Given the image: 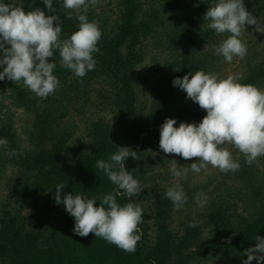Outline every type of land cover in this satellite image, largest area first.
Instances as JSON below:
<instances>
[{"label": "trees", "instance_id": "obj_1", "mask_svg": "<svg viewBox=\"0 0 264 264\" xmlns=\"http://www.w3.org/2000/svg\"><path fill=\"white\" fill-rule=\"evenodd\" d=\"M215 2L121 0L116 19L100 12L97 4L87 13L89 21H98L102 33L97 44L100 51L93 53L94 70L77 77L60 66L59 51L54 50L48 59L56 63L53 74L60 83L46 99L37 97L22 81L0 80V139L7 141L0 149L9 152L5 163L14 170L6 175L5 192L0 195V264H243L244 250L255 246L256 236L264 237V156L248 165L244 155L234 151L241 165L238 171L219 170L220 179L209 175L194 186L185 181L182 188L188 200L179 209L165 197L167 189L145 181L153 142L160 138L165 118H175L178 127L181 121L198 124L207 114L185 91L173 86V79L196 70L223 77L224 58L214 49L224 37L203 21ZM250 3L247 10L263 25L264 0ZM52 4L60 17V38H68L78 30L79 21L75 13L67 18L63 0H52ZM17 6L26 11L39 7L53 14L44 9L43 0H26ZM253 26H246L242 36L247 55L241 59L240 82L264 90V43L251 40L247 30ZM150 44L161 52L153 55L155 60L166 55L167 67L157 62L161 75L148 105L141 96L146 82L141 68L152 50ZM16 108L32 117L25 139L15 126ZM81 122L83 133L79 132ZM123 146L138 152L139 159H125V168L143 188L135 196L143 201L134 202L142 207L143 218L137 233L141 239L133 253L93 233L75 235L74 217L54 198L60 183L66 185L62 197L65 193L102 197L111 192L116 186L96 164ZM197 193L207 196L203 208L196 202ZM147 199H152L151 206L143 203ZM127 202L123 192L117 196L121 206ZM188 205L197 207L193 212L186 210L187 218L174 227L177 213ZM194 220L203 223L190 228Z\"/></svg>", "mask_w": 264, "mask_h": 264}, {"label": "clouds", "instance_id": "obj_2", "mask_svg": "<svg viewBox=\"0 0 264 264\" xmlns=\"http://www.w3.org/2000/svg\"><path fill=\"white\" fill-rule=\"evenodd\" d=\"M99 0H63V9L67 18L75 13L79 21L78 30L68 38L61 39L59 14L53 8L52 0H43L44 9L36 7L26 11L23 6L5 3L0 0V80L19 83L41 99L54 94L60 83L53 74L56 63L49 62L54 50L59 51L60 66L71 70L77 77H84L94 70L96 61L93 53L99 52L97 44L101 30L96 20L89 21L87 13ZM207 28L214 30L217 36H223L215 54L223 56L228 63L234 57L243 59L247 55V46L242 42L246 26H255V31L264 34V25L247 10L244 0H216L203 14ZM227 34V35H225ZM242 75L228 74L220 77L215 72L196 70L183 77H175L173 86L186 92L187 98L206 110V115L198 124L181 121L175 126V118H165L160 128L159 148L165 154H175L184 160L196 159L187 166H180L176 159L169 160V169L175 178H187L189 171L199 173L207 170L208 165L221 172H235L241 167L232 152L225 145L234 146L245 157V163L251 165L258 157L264 156V90L253 84H243ZM0 139V145L6 144ZM131 156L139 159L138 152L130 147H118L108 160H99L98 169L116 187L102 197L88 198L83 193L73 195L55 187V202L63 204L65 211L74 217L73 232L87 237L93 233L109 244H114L127 253L136 250L141 235L138 225L142 222L143 209L132 198L139 195L142 185L126 170L125 159ZM197 161H199L197 163ZM129 202L121 206L117 196L121 193ZM176 209L187 203L188 196L179 185L169 187L164 193ZM99 200V206L96 201ZM196 202L200 208L207 203V196L197 193ZM203 221L189 223L190 228L198 227ZM256 244L244 250L247 259L243 264H264V237L256 236Z\"/></svg>", "mask_w": 264, "mask_h": 264}, {"label": "rangeland", "instance_id": "obj_3", "mask_svg": "<svg viewBox=\"0 0 264 264\" xmlns=\"http://www.w3.org/2000/svg\"><path fill=\"white\" fill-rule=\"evenodd\" d=\"M9 1L15 5H21L23 4L26 0H4ZM245 7L249 9L250 7V0H244ZM121 0H99L98 6H99V11H107L110 14V19L114 18L116 19L120 11L122 10L121 7ZM147 9L150 8V5H146ZM258 20V19H257ZM263 20V25H264V19ZM261 24V22H258ZM207 26V22L205 23ZM262 25V24H261ZM248 33L252 34L253 39L252 41H255L256 43H264V34L255 31V26L253 28L250 27V29L247 30ZM242 42H246V38L242 40ZM149 48L152 49L149 52V55L147 59L145 60L141 70H143V73L145 74L146 82L143 84V89H142V98L143 100L149 105L151 99H152V87L156 84L157 79L160 77V72L158 71V61L160 62V65L163 64L165 67H167V62H166V55L165 54H160V57H157L156 60L154 59L153 55L157 53H161L159 50H156L154 48L153 44L149 45ZM159 65V66H160ZM223 66V71L222 75L223 77H226L228 74H238L242 75L243 73V67H242V61L239 57H234L233 61L231 63H228L224 60L222 63ZM222 77V78H223ZM7 102H9V99H7ZM17 110V117L15 121V126L17 127L18 131L20 132V135L22 138H26L25 130L27 129L29 123L32 121V117L30 114H28L25 110L16 108ZM79 115H76L74 118H78ZM85 125L83 122H81V127L79 129V132L82 131L84 132ZM159 139L155 140L153 142V148H152V154H151V166L148 167L146 171V183L150 184H155L159 190L162 189H168L169 187H174L177 183V180H179V185L182 187L184 185V182H188L190 186H194L195 184L204 181L205 179L208 178L209 175H217L218 179L221 177L218 175L219 169L218 168H213L211 165H208L207 170H201L199 173H195L192 171H189L187 178H175L170 172L169 169V160L171 159H176L178 164L180 166H187L190 168V164L196 162L195 158H192L191 160H184L181 156H177L175 154H165L160 148H159ZM232 153L233 156L236 155L234 151H238L234 146L231 145H225ZM9 152L4 149H0V195L5 192V182L8 176L10 175L14 170L12 167H9L5 161L7 160V154ZM199 161H197L198 163ZM154 177V178H153ZM145 183V185H146ZM138 197H134L133 202L135 201H143L142 198L137 199ZM137 199V200H136ZM152 199H147L144 200V204L146 206H149ZM151 206V205H150ZM189 206V205H188ZM183 209L181 213H177V218L172 222V225L176 228H179L181 226V222L184 221L187 218V213L186 210L194 211L197 207L196 206H189ZM155 231H152V234L154 235ZM201 264H211L210 262L206 263H201Z\"/></svg>", "mask_w": 264, "mask_h": 264}]
</instances>
